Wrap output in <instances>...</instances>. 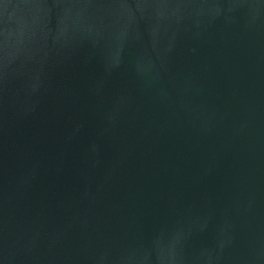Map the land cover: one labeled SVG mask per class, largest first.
<instances>
[{
	"label": "water",
	"instance_id": "water-1",
	"mask_svg": "<svg viewBox=\"0 0 264 264\" xmlns=\"http://www.w3.org/2000/svg\"><path fill=\"white\" fill-rule=\"evenodd\" d=\"M0 264H264V0H0Z\"/></svg>",
	"mask_w": 264,
	"mask_h": 264
}]
</instances>
